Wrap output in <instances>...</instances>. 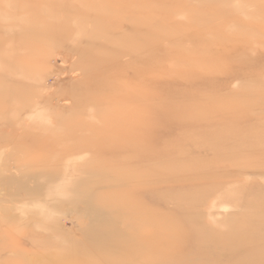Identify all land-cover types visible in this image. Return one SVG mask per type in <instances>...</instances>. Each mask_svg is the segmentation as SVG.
<instances>
[{
    "label": "rangeland",
    "instance_id": "rangeland-1",
    "mask_svg": "<svg viewBox=\"0 0 264 264\" xmlns=\"http://www.w3.org/2000/svg\"><path fill=\"white\" fill-rule=\"evenodd\" d=\"M15 1L0 6V264H264V220L245 247L256 259L224 253L236 237L227 231L236 216L244 211L241 217L264 218V166H255L253 158L264 156V0H165L160 6L165 22L175 23L153 30L157 19L144 16L142 4L135 3L138 16L110 7L121 22L108 31L124 38L125 48L137 46L136 31L158 40L146 54L122 56L116 51L122 44L114 42L97 72H85L77 63L90 59L81 53L91 43L105 42L87 35L100 22L93 3L115 0L60 2L53 11L69 16L61 25L64 39L38 33L40 19L51 21L47 13L32 16L29 1ZM85 5L92 8L86 11ZM73 10L89 14L77 16L78 33L69 15ZM136 20L138 25L131 24ZM187 22L192 30L183 31ZM214 39L213 49L201 45ZM173 44L184 49L173 51L176 66L163 61L147 68L136 62L139 55L148 60L169 55ZM216 60L222 65H210ZM120 63L128 69L119 70ZM11 68L13 77L7 74ZM170 71L174 77L197 72L203 78L195 85L175 84L180 94L170 98L164 88L173 82ZM137 78L144 83L133 89ZM119 102L126 105L123 111ZM234 103L239 108L214 115L217 106ZM115 116L121 126L113 125ZM220 132L231 143L247 139L245 146L222 153L213 135ZM198 133L208 139L195 145L189 137ZM154 148L152 157L146 151ZM229 153L234 155H223ZM188 180L195 183L189 187ZM200 194L202 205L192 206ZM174 196H185L186 202ZM179 216L188 219L181 222ZM211 228L226 232L222 243L206 242L207 235L214 236ZM211 244L215 248L206 249Z\"/></svg>",
    "mask_w": 264,
    "mask_h": 264
},
{
    "label": "bare ground",
    "instance_id": "bare-ground-1",
    "mask_svg": "<svg viewBox=\"0 0 264 264\" xmlns=\"http://www.w3.org/2000/svg\"><path fill=\"white\" fill-rule=\"evenodd\" d=\"M11 1V0H10ZM29 1V2H28ZM87 1V0H86ZM176 2H177V0H175ZM224 1V0H223ZM243 2H247V1H253V0H242ZM257 0H255V2H256ZM14 2L16 3V1L14 0ZM21 2V1H20ZM27 2H28V4L27 5H29V7H31V10L30 11H32L30 14L33 16V12L35 13V17L37 16V15H43L41 12L43 11V13H47V15H48V18H50L51 19V21H47V22H45V21H42L41 19H40V21L42 22V24L43 25H37L36 27H35V29L36 30H38V33H43V34H46V36L47 37H57V38H65V36H66V34H65V29L63 28V26L61 27V25H62V22H63V24H64V22L66 21V20H68L67 18L69 17V16H66V15H64V14H61L60 12L58 13L57 11L56 12H54L53 11V9L57 6V5H59V3L60 2H63V0H38V1H31V0H27ZM32 2V3H31ZM165 2V0H115V2L112 4V5H105V4H103V5H99V6H97V3H93V6H95L96 7V9H94V7H93V10H96L95 12L94 11H89V12H94V15H98V20L100 21L98 24V26L96 27V29L94 30V31H91V33H89V34H87V35H89V39L90 40H94L95 41V39H97V38H104V41L105 42H100V44H98L97 42H94V43H91V47L88 49V50H86V51H83L82 53H81V55L84 53V54H86V55H90L89 56V60H87V61H84V62H78L77 63V66H79V65H83V66H86V67H84L85 69H86V71H85V69H84V71L85 72H87L88 70H91V71H96V70H98V69H101L102 68V65L103 64H105V62H107V57H103V55L105 54V53H103V52H106L107 51V49H111L109 46L110 45H113V43L115 42V44L118 42V46H120L121 44V46L118 48V49H116V51H117V53L120 55V56H122V55H124V54H129V55H131V54H133V53H141V54H146V52H147V48H148V45H150L153 41H155V40H158V38L157 37H154V36H151V37H149V35L148 34H144L142 31H136V34H137V40H136V42H135V46H136V44H137V46L136 47H134L133 49H130L131 47H129V46H126V48H125V46H123V44H126L127 45V42H126V40L124 39V38H120L119 39V37H114L113 35H112V33L111 32H109L108 30H113L117 25V23H120L121 22V20H119V19H117L118 17H119V13L118 14H116L115 13V11H113V10H120V11H122V12H127V13H132V15H134L135 14V16L137 15H139L140 13L138 12V9L136 8L135 9V3H140V4H142L143 6H144V9H143V15L144 16H146L147 18H149V19H153V18H156L157 19V21H156V23H152L151 24V27L149 28L150 30H153V28L156 26V25H163V22H165V20H166V18L164 17V10L160 7L161 5H163L162 3H164ZM13 3V0H12V2L10 3V4H12ZM242 3V2H241ZM244 3V4H245ZM2 4H6V0H0V6L2 5ZM36 5L37 4V6H39L40 5V8H37V7H35L34 5ZM101 4V3H100ZM243 4V3H242ZM206 6V5H205ZM234 6V5H233ZM85 8H86V11H87V9L88 8H90L91 7V5H85L84 6ZM110 7L113 9V10H110ZM194 7V6H193ZM225 7V6H224ZM92 8V7H91ZM226 8H227V6H226ZM242 8V7H241ZM25 9L27 10V7H25ZM77 9H75V11H76ZM81 10V9H80ZM80 10H79V12H74V10H73V16H72V14H69L70 15V17H71V19L72 20H75V21H73V23L75 24V26H76V33H78V26L79 25H81L80 24V19H83L85 16H87V15H89L88 13H83L82 11L80 12ZM110 11V12H109ZM235 11V10H234ZM124 12V13H125ZM206 12V11H205ZM237 12V11H236ZM226 13H228V12H226ZM235 12H233V14H234ZM1 14H3V13H1ZM230 14V13H229ZM232 14V13H231ZM230 14V15H231ZM236 14V13H235ZM234 14V15H235ZM77 16H80L81 18L79 19V18H77ZM2 17V16H1ZM178 17V16H177ZM251 17H253V16H251ZM255 17V16H254ZM253 17V18H254ZM113 18V19H112ZM256 19H257V17H255ZM4 19V18H3ZM2 19V20H3ZM174 19V18H173ZM239 19H241L240 17H239ZM243 19V18H242ZM13 21V20H12ZM32 21V20H31ZM138 20H136L134 23H131V24H139L140 22H137ZM49 22V23H48ZM68 22H66L65 24H67ZM166 23V22H165ZM175 23V22H174ZM174 23L173 24H170V23H166V24H169L170 26H172V25H174ZM2 24V23H1ZM1 24H0V28H1ZM192 24V23H191ZM191 24H188V22L187 23H184V24H182V30L183 29H185V30H183V31H190V29L192 28L191 27ZM204 24H205V22H204ZM82 26V25H81ZM3 28V27H2ZM9 28V27H8ZM127 28V27H126ZM202 28H204V27H201V29ZM6 29V28H5ZM82 29V28H81ZM9 30V29H8ZM7 30V31H8ZM61 30V31H60ZM192 30V29H191ZM10 31V30H9ZM15 31V30H14ZM58 31H60V32H58ZM175 31H177L178 33H181V30H175ZM222 31V33H225L226 31L225 30H221ZM11 32H12V30H11ZM10 32V33H11ZM25 32V31H24ZM146 32H149L150 33V35H152V33L150 32V31H146ZM220 32V31H219ZM235 32V31H234ZM8 33V32H7ZM107 33V34H106ZM238 33V32H237ZM75 34V33H74ZM228 33H226V35H227ZM236 34V33H235ZM86 35V36H87ZM233 35V34H232ZM238 35V34H237ZM4 36V35H3ZM20 36V35H19ZM18 36V37H19ZM76 36V35H75ZM147 36V37H146ZM16 37V36H15ZM85 37V36H84ZM241 37V36H240ZM249 37H252V35L251 36H249L248 35V39H249ZM20 38V37H19ZM242 38V37H241ZM7 40V39H6ZM9 40V39H8ZM17 40H18V38H17ZM226 40V39H225ZM234 40V39H233ZM245 40V39H244ZM250 40V39H249ZM202 41V40H201ZM208 41V40H207ZM5 42V41H4ZM3 42V43H4ZM7 42H9V41H7ZM12 42V41H11ZM76 42V41H75ZM106 42H107V44H106ZM2 43V44H3ZM6 43V42H5ZM10 43V42H9ZM8 43V45H10V46H8V47H11V44H9ZM15 43V42H14ZM165 43V42H164ZM197 43H199L200 44V42L198 41ZM7 44V43H6ZM5 44V45H6ZM13 44V43H12ZM130 44V43H129ZM128 44V45H129ZM166 44V43H165ZM202 44H204V45H206V47L205 48H207V49H213V48H215L216 47V45L218 44V41L216 40V39H214V40H212V41H208V42H204V41H202V43H201V45ZM241 44V43H240ZM15 45V44H14ZM14 45H13V47H14ZM92 45H95V46H98V47H100V45H103L104 47H100V48H98V49H95V48H92ZM131 45V44H130ZM139 45V46H138ZM2 46H4V45H2ZM16 46V45H15ZM12 47V48H13ZM114 47V46H113ZM129 47V48H128ZM160 47V46H159ZM183 47V46H182ZM182 47H180L179 45L177 46V45H175V44H173V45H171V46H169L168 48L170 49L171 48V53L169 54V55H166V56H159V57H157V58H154V59H149L148 60V56H145V57H143V56H140L139 55V57H138V59H137V61L136 62H140V67H143V66H145V67H147V68H150V66H148V64L149 65H155L156 63H162L163 61H166V62H168V63H170L169 64V66L170 65H175V64H178V63H180L178 60L179 59H176V58H179L178 56H176V53H174V52H180V53H182V51H184V49H182ZM196 47V46H195ZM7 49V48H6ZM11 49V48H10ZM20 49V48H19ZM62 49V48H61ZM95 50H96V52H98V53H96L95 52ZM191 49H189L188 51H190ZM4 51V50H3ZM18 51V50H17ZM78 51V50H77ZM174 51V52H173ZM187 51V52H188ZM187 52H185V53H187ZM157 53H161V47H160V49L157 51ZM83 54V55H84ZM92 54H95V55H92ZM79 55V54H78ZM1 56V55H0ZM236 56L237 57H241V56H239V55H235V56H233V57H235L236 58ZM87 57V56H86ZM127 57V56H126ZM129 57V56H128ZM127 57V58H128ZM123 58V57H122ZM163 58H167L168 60H163ZM241 58H243V57H241ZM245 58V57H244ZM10 59V58H9ZM121 59V58H120ZM159 59V60H158ZM231 59V58H230ZM233 59V58H232ZM238 59V58H237ZM229 60V59H228ZM235 60V62H236V59H234ZM238 60H241V59H238ZM120 61V60H119ZM149 61V62H148ZM230 61V60H229ZM232 61V60H231ZM247 61V60H246ZM190 62V61H189ZM188 62V63H189ZM234 63V62H233ZM2 64V63H1ZM137 64V63H136ZM213 64H219V65H222V63H221V61H219V60H216V61H214V63L212 62L210 65H213ZM237 64V63H236ZM238 64H239V61H238ZM241 64H242V62H241ZM243 64H244V62H243ZM4 65H5V63H4ZM4 65H3V68H4ZM7 65V64H6ZM11 65V64H10ZM13 65V64H12ZM167 65V64H166ZM209 65V66H210ZM119 70H126V69H128V65H125V63H120L119 65ZM176 66V65H175ZM174 66V67H175ZM189 66V65H188ZM192 66V65H191ZM194 66V65H193ZM6 68H7V70H8V67L7 66H5ZM80 67V66H79ZM78 67V68H79ZM167 67V66H166ZM170 67H172V66H170ZM201 69V68H200ZM204 69V68H203ZM11 70H12V68H11ZM4 71V70H3ZM14 70H12L11 72H9V73H7V71H6V73L8 74V76H11V77H13L12 76V74L13 73H15V72H13ZM78 71V70H77ZM97 72V71H96ZM214 72H212V74H213ZM167 74V73H166ZM215 75H218V73H215ZM168 76L169 77H173V82H172V84H167L164 88H165V90H167L166 92V94L168 95V96H170V98H176V96L178 95V94H180V93H177V92H175L174 90H173V88L172 87H175V84H178V85H186V86H190V85H195L197 82H199L200 80H202V76H200L199 74H197V72H194L193 74L192 73H189L187 76H182V77H174L172 74H171V71L169 72V74H168ZM167 77V76H166ZM223 77V76H222ZM234 77V76H233ZM9 78V77H8ZM142 79V78H141ZM144 79H142V81H143ZM137 81L138 82H135V83H133L132 85V88L133 89H135V88H137L138 86L140 87L142 84L141 83H144V82H139V80H138V78H137ZM147 82H149V83H146V85L147 84H150V80H147ZM138 83H140V85H138ZM100 84L103 86V83L102 82H100ZM203 85V84H202ZM6 86V85H5ZM186 95H188V94H186ZM261 95V94H260ZM259 96V95H258ZM182 97V96H181ZM250 97V96H249ZM240 98V97H239ZM250 98H252V97H250ZM258 98V97H257ZM241 99V98H240ZM111 100V99H110ZM112 101L114 102L115 101V99H112ZM207 101V100H206ZM206 101H205V103H206ZM258 101V100H257ZM251 102V101H250ZM249 102V103H250ZM255 102H256V100H255ZM255 102H253V104L255 103ZM120 103V102H119ZM242 103V102H241ZM249 103H247V104H249ZM256 103H258V102H256ZM240 104V103H239ZM243 104H245V103H243ZM242 104V105H243ZM189 105V104H188ZM191 105V104H190ZM199 105V103L197 104V106ZM187 106V105H186ZM197 106H196V108H197ZM242 107V106H241ZM246 107V106H245ZM126 108V105H125V103H123V102H121L120 103V107H119V105H118V109L119 110H121V111H123L124 109ZM204 108H206V106H205V104H203V105H201L200 106V109L201 110H203ZM236 108H239V105L238 104H236V103H234V105H225V104H222L221 106H217V110H216V112H215V114L214 115H218V114H220V115H222V114H224L225 112H227V111H232L233 109H236ZM194 110V109H193ZM250 110H252V109H250ZM196 111V110H195ZM195 113V112H194ZM178 114V113H177ZM96 115V114H95ZM98 115V114H97ZM96 115V116H97ZM191 115V114H190ZM191 116H193V115H191ZM194 117V116H193ZM192 117V118H193ZM195 117H196V115H195ZM96 119V118H95ZM115 120V121H114ZM118 119H117V117L115 116L114 117V119H113V121H114V124L113 125H117V126H121L120 125V123H118V121H117ZM128 120V119H127ZM127 120L124 122L125 124H126V122H127ZM203 121V120H202ZM191 122V121H190ZM196 122V121H195ZM201 124V123H200ZM111 126V129L113 130V131H117V129H118V127H116V126ZM195 125V124H194ZM194 125H188V126H186V127H188L189 129H192V128H196ZM251 128H253V127H251ZM150 129V128H149ZM198 129H200V130H202L203 128L201 127V128H198ZM244 129V128H243ZM263 131V130H262ZM201 132V131H200ZM237 133V132H236ZM163 135V134H162ZM213 135H215V140L218 142V144H219V146L221 147V150H222V153H226V151H228V150H235V151H238V150H240V148H242V145H244L245 146V142H246V140L247 139H243L242 138V141H240L239 143H236V142H234V143H231L230 142V139H229V136L227 135V134H223L222 132H220V133H213ZM212 135V136H213ZM241 135V134H240ZM151 136V135H150ZM188 136H189V134H186V136H185V140L187 141V142H189L188 141ZM236 136V135H235ZM208 137V136H207ZM103 138V137H102ZM165 139V138H164ZM202 139H208V138H206V135L205 134H201V133H198L197 135H194V136H191V137H189V140L192 142V143H194L195 145H196V143H197V145L201 142V140ZM147 141H148V139H147ZM169 141V140H168ZM116 142V141H115ZM124 143V142H123ZM160 144V143H159ZM169 146V145H168ZM186 147V146H185ZM199 147V146H198ZM171 149H172V146L170 147ZM189 148V147H188ZM187 149V148H186ZM153 150H155V148L154 149H147V151L146 152H149L148 154H151L152 155V157H153V154H152V152H153ZM188 150V149H187ZM159 151V150H158ZM260 151V150H259ZM258 151V152H259ZM185 152V151H184ZM224 156H227V155H234V153H229V154H223ZM182 156V155H181ZM232 157V156H231ZM257 156L256 155H254L253 156V158L254 159H256V161H255V166L257 165L258 167H263L264 166V156H263V158L262 159H259V158H256ZM144 158V157H143ZM157 160H155V162H156ZM152 162V161H151ZM150 162V163H151ZM154 162V163H155ZM37 163V162H36ZM141 163V165L143 164V162H140ZM153 163V164H154ZM156 164V163H155ZM143 166V165H142ZM155 167H159L158 165H154ZM178 171H180V170H178ZM189 175H191V173H189ZM205 175L206 174H204V177H205ZM216 176H218V175H216ZM152 178H154V177H152ZM193 179V178H192ZM202 179H204L203 178V176H202ZM206 179V178H205ZM188 181H190L189 183H190V185H189V187L191 186V184L194 182L195 183V181H192V180H188ZM225 181V180H224ZM227 181V180H226ZM226 181H225V183H226ZM151 182V181H150ZM228 182V181H227ZM228 185V184H227ZM186 192V191H185ZM184 192V193H185ZM241 192V191H240ZM176 194H178V193H176ZM176 194H174V195H176ZM178 195H180V194H178ZM183 195H185V194H183ZM198 195V194H197ZM197 195H195V198L194 197H192V198H194L193 200L192 199H190V201H193L192 202V206H199V205H202V203H203V201L201 202V199H203V195L204 194H200L199 196H197ZM172 197V196H171ZM182 197H184L185 198V196H181V199H183ZM176 198H177V200L178 201H180V203L181 202H184L185 200H182L181 201V199H178V197L176 196H174V199L176 200ZM189 199V198H191V196L190 197H186V199ZM174 200V201H175ZM239 200L240 199H238V202H239ZM186 202V201H185ZM234 202H236V200L235 201H233V203ZM177 203H179V202H177ZM179 203V204H180ZM184 204V203H183ZM195 204V205H194ZM197 204V205H196ZM174 205V204H173ZM172 205V206H173ZM238 205H239V203H238ZM176 207V206H175ZM257 207V206H256ZM241 208V207H240ZM248 209V208H247ZM253 209V208H252ZM258 209V208H257ZM244 210V209H243ZM243 210H241V211H243ZM248 211V210H247ZM262 212L261 211V209H258L257 211H255V212ZM254 212V213H255ZM246 213V212H245ZM244 211L242 212V214L241 215H238V216H236V217H238V218H236V220L234 219V221H235V223L233 224H229V226H228V228H227V231H228V233H229V235H230V233H233V235H230V237H234V236H236V237H234V238H232V241H230L229 243H227V245H225V249L223 248V247H221V245H219L221 248H223L224 249V253L225 254H227V255H229L230 257H238V259L239 260H249V259H256L257 258V255H255V254H250V253H248V252H246L245 251V247H247V246H249L252 242V240L254 239V236H251V233H252V231H254V230H256V229H259V227L261 226V222L264 220V218H262L263 217V214L261 215V214H259V213H257V215L255 214V216H254V214L251 216V217H249V218H244V217H241V216H243L244 214ZM252 213V212H251ZM239 217H241V218H239ZM48 218V217H47ZM187 219L188 218H184V217H182V216H179V218L177 219V220H180L181 222H186L187 221ZM42 220V219H41ZM45 220V219H44ZM168 220V219H167ZM47 221V220H46ZM166 221V220H165ZM169 221H171V220H169ZM263 223H264V221H263ZM164 224V223H163ZM162 224V225H163ZM167 224H169V223H167ZM227 226H224V227H227ZM171 228H172V226H170ZM163 228V227H162ZM176 228V227H175ZM212 229V228H211ZM209 230V229H208ZM213 230V234H214V236H212L211 237V233L209 234V235H207L208 233H206V235L208 236L207 238L205 237V239H207L206 240V242L207 243H216V241H219L218 243H222V238L224 239V237L226 236V235H224L225 233H223V232H217L216 230L214 231V229H212ZM170 231V230H169ZM217 232V233H216ZM234 232L236 233V235L234 234ZM238 233H239V235H238ZM167 234V233H166ZM215 234H217V235H215ZM256 233H254V235H255ZM172 235V234H171ZM238 235V236H237ZM264 236V235H263ZM175 237V236H174ZM218 237V238H217ZM228 237V236H227ZM215 238H216V240H215ZM226 238V237H225ZM172 239V238H171ZM201 241H204L205 242V240L204 239H202ZM263 241V240H262ZM212 243V244H213ZM201 244H203V243H201ZM212 244L209 246V247H205L206 249H214L215 247V245L214 246H212ZM205 245V244H204ZM218 246V245H217ZM130 247V246H129ZM152 247V246H151ZM150 247V248H151ZM138 248V247H137ZM154 248V247H153ZM64 249V248H63ZM114 249V248H113ZM112 249V250H113ZM204 249V248H203ZM116 250V249H115ZM137 250V249H136ZM154 250V249H153ZM153 250H152V252H153ZM222 250V249H221ZM221 250H220V252H221ZM120 251V250H119ZM124 251H125V249H124ZM127 251H129V250H127ZM127 251H126V253H127ZM139 251V250H138ZM151 251V250H150ZM150 251H147V252H150ZM217 251V250H216ZM115 252H117V250L115 251ZM137 252V251H136ZM136 252H134V250H133V254L134 253H136ZM152 252H150V253H152ZM205 252V251H204ZM220 252H218V253H220ZM207 253V252H206ZM210 253H212L211 252V250H210ZM248 253V254H247ZM111 254V253H110ZM123 254H124V252H123ZM139 254V253H138ZM152 254H155V253H152ZM216 254V253H215ZM125 255V254H124ZM220 255V254H219ZM111 256V255H110ZM132 256H134V255H132ZM140 256V255H139ZM166 257V256H165ZM225 257H226V259L227 260H230V257H227L226 255H225ZM140 258V257H139ZM144 257H142V259H143ZM164 258V257H163ZM167 258V257H166ZM165 258V259H166ZM125 259V258H124ZM168 259V258H167ZM237 259V260H238ZM61 260V259H60ZM131 260V259H130ZM136 260V259H135ZM138 261L140 260V259H137ZM124 261H126V263H127V260H124ZM133 260H131V261H129V262H132ZM164 261H166V260H164ZM115 262V261H114ZM123 262V261H122ZM137 262V261H136ZM142 262V261H141ZM40 263H41V261H40ZM124 263V262H123ZM122 263V264H123ZM137 263H139V262H137ZM137 263H135V264H137ZM236 263V262H235ZM245 263V262H244ZM134 264V263H133ZM140 264V263H139ZM142 264V263H141ZM254 264V263H253Z\"/></svg>",
    "mask_w": 264,
    "mask_h": 264
}]
</instances>
